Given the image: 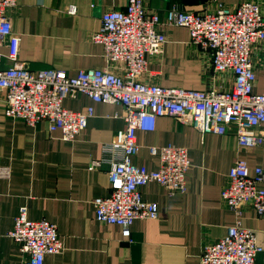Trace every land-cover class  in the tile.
<instances>
[{
	"label": "crops",
	"instance_id": "0c3cea01",
	"mask_svg": "<svg viewBox=\"0 0 264 264\" xmlns=\"http://www.w3.org/2000/svg\"><path fill=\"white\" fill-rule=\"evenodd\" d=\"M9 11L13 30L21 38L19 59L34 71L63 70L70 76L106 66L104 47L91 41L99 32L102 16L114 9L126 11V0H17ZM264 0H145L150 13L162 19L179 6L194 13H214L220 5L236 8ZM76 7L77 13H69ZM264 11V10H263ZM163 53L148 58L144 82L189 90L225 89L233 86L231 75L213 71L210 54L191 43L187 28L163 25ZM0 52L7 54L6 47ZM5 65L11 66L9 61ZM258 93H264V72L259 71ZM0 100V264H25L27 256L9 236L22 207L31 221L47 220L57 226L64 243L58 255L44 264H200L204 246L223 239L236 226V214L222 199L232 166L247 162L251 174L264 170V144L253 149L239 147L233 134L202 135L172 117H161L153 132H139L135 165L157 170L159 157L150 147L174 145L188 150L191 167L186 194L170 196L165 188L150 183L142 188L143 199L159 208L156 220H136L132 236H123L119 225L96 218L95 200L108 197L106 166L89 170L102 157V145L113 141L125 128L124 106L95 103L88 97L64 100L72 111L94 108L88 127L74 142L59 132L51 133L47 122L36 128L5 115ZM264 188V183L262 185ZM243 227L257 234L264 249V217L247 207ZM264 264V251L258 257Z\"/></svg>",
	"mask_w": 264,
	"mask_h": 264
},
{
	"label": "built area",
	"instance_id": "2783aa9c",
	"mask_svg": "<svg viewBox=\"0 0 264 264\" xmlns=\"http://www.w3.org/2000/svg\"><path fill=\"white\" fill-rule=\"evenodd\" d=\"M17 0H0V100L8 119L36 128L47 122L51 133L59 132L66 142H74L88 127L94 108L72 111L64 107L67 98L78 95L95 103L124 106L125 128L113 141L102 145L101 159L92 160L90 171L106 166L110 183L108 197L95 200L96 218L119 225L130 239L136 220H156L159 208L143 199L142 188L157 183L170 196L186 194V177L191 167L187 149L172 144L150 147L159 157L157 170L135 165L139 153L138 133L153 132L161 117H172L202 135L233 134L239 147L253 149L264 144V93H258L259 71L264 72V9L246 1L232 9L220 5L214 13H194L174 6L165 19L150 13L145 0H126V11L111 10L102 16V26L91 41L104 47L106 66L87 69L70 76L66 71H34L19 59L21 38L13 30L9 11ZM69 13H77L71 7ZM163 25L184 27L191 43L208 52L217 74L231 75L228 90L167 88L144 82L148 58L163 53L166 44ZM11 66H6L5 61ZM4 175L0 169V176ZM264 170L254 174L247 162L238 160L231 168L222 199L237 217L236 226L226 236L204 246L200 264H259L264 251L257 234L241 224L244 210L251 207L264 217ZM25 264H44L48 255L64 250L57 226L47 220L31 221L22 207L9 232Z\"/></svg>",
	"mask_w": 264,
	"mask_h": 264
}]
</instances>
